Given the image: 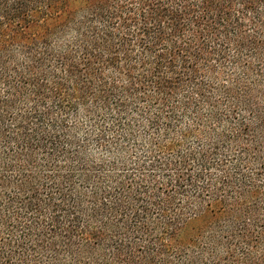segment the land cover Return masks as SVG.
<instances>
[{
	"label": "trees",
	"instance_id": "obj_1",
	"mask_svg": "<svg viewBox=\"0 0 264 264\" xmlns=\"http://www.w3.org/2000/svg\"><path fill=\"white\" fill-rule=\"evenodd\" d=\"M0 264H264V0H0Z\"/></svg>",
	"mask_w": 264,
	"mask_h": 264
}]
</instances>
